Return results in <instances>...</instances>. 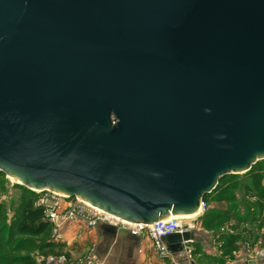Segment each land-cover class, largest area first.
I'll return each instance as SVG.
<instances>
[{"label": "water", "instance_id": "water-1", "mask_svg": "<svg viewBox=\"0 0 264 264\" xmlns=\"http://www.w3.org/2000/svg\"><path fill=\"white\" fill-rule=\"evenodd\" d=\"M263 158L264 0H0V173L150 224Z\"/></svg>", "mask_w": 264, "mask_h": 264}, {"label": "crops", "instance_id": "crops-1", "mask_svg": "<svg viewBox=\"0 0 264 264\" xmlns=\"http://www.w3.org/2000/svg\"><path fill=\"white\" fill-rule=\"evenodd\" d=\"M246 198L249 200L246 202L252 206L254 198L250 196ZM240 208L243 209L242 206ZM232 223L235 227L232 229L228 227L230 230L213 231L206 230L202 221H198L197 228L192 234L194 241L189 244L192 253L196 254V246L201 244L205 249V256L215 254L221 257L222 242L217 239L218 236L223 233L237 234L239 238L236 249L232 252L231 258L224 259V264H264V257L257 255L259 250L264 251L262 219ZM60 233L62 236L60 243L65 244V252L62 253L68 259L65 264H86L85 258L90 252L97 264H165L169 262V260L163 262L157 256L148 237L132 235L127 230L112 228L107 224H97L92 228H86L82 220H71L60 227ZM184 255L183 252L174 253L175 262L171 260L172 264H187ZM196 255L195 264H203L204 254Z\"/></svg>", "mask_w": 264, "mask_h": 264}, {"label": "rangeland", "instance_id": "rangeland-1", "mask_svg": "<svg viewBox=\"0 0 264 264\" xmlns=\"http://www.w3.org/2000/svg\"><path fill=\"white\" fill-rule=\"evenodd\" d=\"M251 168H253L255 172H259L262 175L260 180V186L264 188V158L258 159ZM251 168L247 171L239 172L238 174L228 175L225 180L221 181V184L223 185L233 180L237 182L236 192L239 193V195L237 196L238 202L236 201V198H234V200L227 198L229 192L224 196L225 200L223 201H219L218 193H213L211 198H206L205 200L208 203V209L203 214L199 212V214L201 215H198L199 217L197 218L196 222L198 223V221H204V215H208L211 212H214V210L216 209H220L222 212H224L225 222L214 230H230L234 228L235 225L232 222L236 221L235 216L240 215L242 217L245 214H248V212H254L255 215L257 214L256 216H258L257 218L263 219L264 201L263 203L257 202V206L256 204H253L255 207L252 210L250 209L251 204L249 205L246 202L248 199L245 195L250 192L246 191L245 185L251 183ZM20 186V184H17L12 181L6 174L0 173V264H18L17 259H15L14 257L23 255H28L30 256V258H33V260H35L37 264H41L40 260L50 253L45 254L43 252L38 251V241L36 239L34 243L31 244L30 248L16 251L15 247H12V245L16 242V240L19 239V236L22 235H20L19 233H8V231L16 232V230H6V228H8L13 223L15 218L19 215L20 206L26 200L23 195V192L21 191ZM34 192L39 194L40 197H45L51 194L50 191L37 192L36 190H34ZM72 200H75V197L70 199V201ZM240 206H242L243 209H241ZM190 219L191 218H185L181 220L186 222ZM197 245L198 247L196 246V254L201 253L202 255L204 254L203 257H205L203 259V264H213V260L217 259L218 256L215 254L209 257L205 256L204 247L201 244ZM64 246L65 244L61 243V246L56 249V253L63 254L62 252H65ZM196 254L193 252L191 255L192 257H190V262L194 261V264L197 256ZM206 257L209 260L206 259ZM165 264L170 263L166 262ZM187 264L191 263L188 262Z\"/></svg>", "mask_w": 264, "mask_h": 264}, {"label": "built area", "instance_id": "built-area-1", "mask_svg": "<svg viewBox=\"0 0 264 264\" xmlns=\"http://www.w3.org/2000/svg\"><path fill=\"white\" fill-rule=\"evenodd\" d=\"M70 199L72 198H69L68 196H57L51 193L45 197L38 196L35 201V206L43 209L45 220H47L52 226V242L61 241L62 236L60 233V227L71 220H82L86 228H92L97 224H107L114 226L115 228L127 230L132 235L148 237L151 240L157 256L163 262L169 260L170 264H172L171 260L175 262L173 257L174 253L169 251L167 245L164 244L160 238L175 232L183 233L185 231L191 232L192 235L197 228V218L208 209V203L202 199L199 205L201 214L186 222L173 217L167 219L163 218L150 224L128 223L108 212L96 210L82 204L77 200V197L72 201H70ZM193 241L192 235V239L189 242L182 243L183 249L181 252L185 254L184 256L187 259V263H190V256L192 253L189 244ZM257 255L264 257V251L259 250ZM40 261L41 264H65L68 262V259L64 254H51L47 255ZM85 261L86 264H97L91 252L87 254ZM191 264L194 263L191 262Z\"/></svg>", "mask_w": 264, "mask_h": 264}, {"label": "trees", "instance_id": "trees-1", "mask_svg": "<svg viewBox=\"0 0 264 264\" xmlns=\"http://www.w3.org/2000/svg\"><path fill=\"white\" fill-rule=\"evenodd\" d=\"M250 172L251 183L245 185L246 191L250 193L245 196L253 197V204H256L257 206V202L263 203L264 201V188L260 186L262 175L259 172H255L253 168H251ZM228 175L222 177L218 181L216 188L212 190V192L203 196V200H206V198H211L213 193H218L219 201H223L225 200L224 196L229 192L227 198L231 200H234V198H236V201L238 202L236 192L237 182L233 180L231 182H227L225 185L221 184V181L225 180ZM20 188L26 200L20 206L19 215L15 218L13 223L8 228H6V230H16V232L8 231V233H19L20 235H22L19 236V239L16 240L12 247H15L16 251L28 249L36 239L38 241V251L45 254L50 253L47 255L59 254L56 253V249L61 246V243L51 241L52 226L47 220H45L43 209L35 206V201L38 198L39 194L34 192V190L26 188L22 185L20 186ZM254 205L251 206L253 209L255 207ZM245 215L242 217L240 215L235 216L236 222L241 223L247 220L252 221L258 219V216H256L257 214L255 215L254 212H248V214ZM224 217V212H222L220 209H216L214 210V212H211L208 215H204L205 220L202 221V225L205 229L215 231L214 229L221 226L225 222ZM263 220L264 218L262 219V222H264ZM238 238L239 236L237 234L223 233L218 236L217 239L222 242L220 246L222 252L221 257L213 260V264H224V259L232 257V252L236 249V242ZM14 258L17 259L18 264H37L36 261L33 260V258H30V256L28 255L16 256Z\"/></svg>", "mask_w": 264, "mask_h": 264}, {"label": "bare ground", "instance_id": "bare-ground-1", "mask_svg": "<svg viewBox=\"0 0 264 264\" xmlns=\"http://www.w3.org/2000/svg\"><path fill=\"white\" fill-rule=\"evenodd\" d=\"M7 176H8L12 181H14L15 183L20 184V185H22V186H24V187H26V188H29V186L25 185L23 182H21L20 180L16 179L15 177L10 176V175H7ZM29 189H31V190H36V189H32V188H29ZM36 191L39 192V190H36ZM49 191H50L52 194L57 195V196H67L65 193H62V192L51 191V190H49ZM77 200H78L79 202H81L82 204L88 206V207H91V208L96 209V210H101V209H99V208H97L96 206H94V205H92V204L86 202L85 200H83V199H81V198H78ZM199 212H200V208L197 209L196 211L192 212V213H187V214H171V215H169L168 217H166L165 219H167V218H173V217L178 218V219H182V220L185 219V218H194V217H196V216L199 215ZM124 221H125V220H124ZM125 222H128V221H125ZM128 223H131V222H128Z\"/></svg>", "mask_w": 264, "mask_h": 264}]
</instances>
